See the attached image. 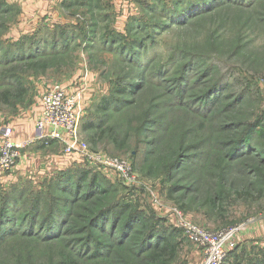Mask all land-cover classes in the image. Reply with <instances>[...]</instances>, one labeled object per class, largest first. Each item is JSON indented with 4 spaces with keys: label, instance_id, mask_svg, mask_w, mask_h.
<instances>
[{
    "label": "rangeland",
    "instance_id": "1",
    "mask_svg": "<svg viewBox=\"0 0 264 264\" xmlns=\"http://www.w3.org/2000/svg\"><path fill=\"white\" fill-rule=\"evenodd\" d=\"M69 2L0 0V132L28 134L47 86L84 87L81 140L137 179L27 148L0 178V264H202L178 215L234 231L225 264H264V0Z\"/></svg>",
    "mask_w": 264,
    "mask_h": 264
},
{
    "label": "built area",
    "instance_id": "2",
    "mask_svg": "<svg viewBox=\"0 0 264 264\" xmlns=\"http://www.w3.org/2000/svg\"><path fill=\"white\" fill-rule=\"evenodd\" d=\"M84 81L88 76L83 75ZM85 83V82H84ZM84 87L68 92L61 84H53L40 98V115L34 123L35 133L25 141L13 140V129L5 125L0 137V178L17 167L27 148L52 140L63 148V155H77L95 164L97 168L116 172L125 182L132 184L137 179L132 164L124 158L92 152L81 140V120L85 112ZM178 227L183 236L203 255L202 264H225L236 246L234 231H211L178 215Z\"/></svg>",
    "mask_w": 264,
    "mask_h": 264
},
{
    "label": "trees",
    "instance_id": "3",
    "mask_svg": "<svg viewBox=\"0 0 264 264\" xmlns=\"http://www.w3.org/2000/svg\"><path fill=\"white\" fill-rule=\"evenodd\" d=\"M63 28V27H62ZM68 29V28H67ZM53 46H52V48L48 45V48L47 49H51V51H53V50H56L57 49V42L54 40L53 41V44H52ZM54 48V49H53ZM49 50H47V51H49ZM83 125H85V124H83ZM89 128H91V126L90 125H85V126H83V129H85V130H88ZM88 174L86 173V172H83L82 173V175H81V182H83V181H85L87 178H88ZM92 181H91V184H90V191H89V193H92V196H94V195H96L97 193L98 194H100V192H102V193H105L106 191L105 190H103V188H102V185H99L98 186V184H96V182H95V180H93V179H91ZM77 182L79 183L80 182V179H78L77 180ZM59 183V182H58ZM63 192V191H62ZM38 201H40V200H36V203L38 202ZM37 205H38V208H37ZM38 210H37V209ZM32 209H33V213H35L36 211L35 210H37V212H39V210H40V207H39V204H36L34 207H32ZM101 210V209H100ZM99 210V211H100ZM103 212H107V211H103ZM101 213H102V211H101ZM101 213L99 214V213H96V214H99V215H97L96 216V214L95 215H93V216H96V217H94V219H93V221H95V220H97L100 216H101ZM5 219V222H4V226H6V228L3 230V232H5L6 234V236H10L12 233H11V231L13 232L14 231V229H15V227H16V225H15V223L9 218V216L7 215L5 218H3V220ZM2 222V221H1ZM8 232H10V233H8ZM1 233V232H0ZM150 233H151V231H150ZM150 233H148V234H150ZM3 235L4 234H1V236L0 237H3ZM166 240L167 239H165V238H162L161 240H160V243H163V245H161L162 247H165L166 246ZM188 241V240H187ZM189 242V241H188Z\"/></svg>",
    "mask_w": 264,
    "mask_h": 264
},
{
    "label": "crops",
    "instance_id": "4",
    "mask_svg": "<svg viewBox=\"0 0 264 264\" xmlns=\"http://www.w3.org/2000/svg\"><path fill=\"white\" fill-rule=\"evenodd\" d=\"M39 2H42V0H38ZM45 1V0H44ZM51 1V0H50ZM68 3L66 4V6H69V0H66ZM94 1H96L97 2V6L96 7H98V5H99V3L101 2V0H94ZM41 4V3H40ZM50 5V4H49ZM51 6L54 8V4H51ZM54 11H55V9H54ZM50 13L49 15H51V14H53L54 12H53V10L51 9V8H47V6H45L44 4H42L41 6H38V13H40V14H42V15H45L46 13ZM56 17V18H55ZM54 19H59L58 18V16H54L53 17V19L51 20V21H53ZM59 21H61L60 23H61V25L62 24H66L67 22H69V21H63V19L62 20H60L59 19ZM48 87H50V86H47V88ZM47 88L45 89V91L47 90ZM39 114H38V116L36 117V119H35V121L37 120V118L39 117V115H40V112H41V110H40V103H39ZM35 121H34V123H35ZM34 123H33V125H32V130H30L29 131V133L28 134H23V133H16L15 135H13V140L14 141H25V140H27V139H30V138H32V136L34 135V133H35V127H34ZM2 128V127H1ZM1 131H2V129H1ZM26 133V132H25ZM0 137H1V132H0ZM40 144V143H39ZM58 144V143H57ZM56 144V142H55V145L53 144V146H56L57 145ZM58 145H60V144H58ZM39 146V145H38ZM38 148H41V147H38ZM41 150V149H40ZM62 153H63V151H62ZM61 153V154H62ZM28 155H30V153H29V151L28 152H23V154H22V156H21V158H20V162H19V164L21 163V162H23L24 160L23 159H25V157H27ZM63 155V154H62ZM18 164V165H19Z\"/></svg>",
    "mask_w": 264,
    "mask_h": 264
}]
</instances>
